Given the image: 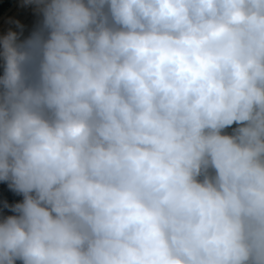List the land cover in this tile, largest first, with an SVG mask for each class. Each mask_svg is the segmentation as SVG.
<instances>
[{"label": "clouds", "instance_id": "1", "mask_svg": "<svg viewBox=\"0 0 264 264\" xmlns=\"http://www.w3.org/2000/svg\"><path fill=\"white\" fill-rule=\"evenodd\" d=\"M21 6L0 264H264V0Z\"/></svg>", "mask_w": 264, "mask_h": 264}, {"label": "rangeland", "instance_id": "2", "mask_svg": "<svg viewBox=\"0 0 264 264\" xmlns=\"http://www.w3.org/2000/svg\"><path fill=\"white\" fill-rule=\"evenodd\" d=\"M16 3H17V0H0V35L6 34L3 30H1L2 22L5 20L8 14H10V12L12 11ZM26 10L28 11V9L24 10L25 13H26ZM32 16L33 15L31 14L29 15L32 21H34V18L35 20L38 18V22H40L41 17L37 13L35 14V17H32ZM38 22H37V25H38ZM31 29H34V28L31 27L28 31L31 32L32 31ZM21 39L23 38L21 37ZM0 72H2V68H0ZM22 199H23V196L21 194H17L13 192L11 189H9L7 182L0 181V217L13 214L8 209H5L3 207L4 201H7L9 204H14V203L22 201Z\"/></svg>", "mask_w": 264, "mask_h": 264}, {"label": "bare ground", "instance_id": "3", "mask_svg": "<svg viewBox=\"0 0 264 264\" xmlns=\"http://www.w3.org/2000/svg\"><path fill=\"white\" fill-rule=\"evenodd\" d=\"M25 9H28V11L26 10V13L24 12ZM30 14L33 15L32 17H35L36 11L34 10V7L33 6L22 7L21 6V0H17V3L14 6V8L12 9V11L10 12V14H8V16L2 22L1 30H3L5 33H7L9 29H11L13 31H19V29L16 27V24L13 23V21H19L22 25H24V31H23L22 38L27 37L31 33L28 30L31 27L35 28L37 26V22H38L37 17H36L37 22H36L35 18H34L35 22L32 21L29 17ZM31 30H33V29H31Z\"/></svg>", "mask_w": 264, "mask_h": 264}]
</instances>
